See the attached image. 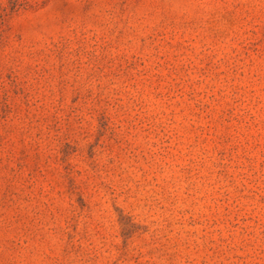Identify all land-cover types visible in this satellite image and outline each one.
<instances>
[{
	"label": "rangeland",
	"instance_id": "rangeland-1",
	"mask_svg": "<svg viewBox=\"0 0 264 264\" xmlns=\"http://www.w3.org/2000/svg\"><path fill=\"white\" fill-rule=\"evenodd\" d=\"M0 264H264V0H0Z\"/></svg>",
	"mask_w": 264,
	"mask_h": 264
}]
</instances>
